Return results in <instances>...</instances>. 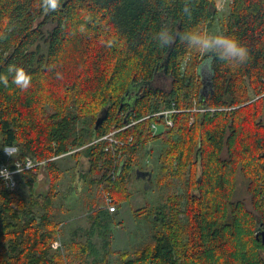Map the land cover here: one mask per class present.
<instances>
[{
	"label": "trees",
	"instance_id": "1",
	"mask_svg": "<svg viewBox=\"0 0 264 264\" xmlns=\"http://www.w3.org/2000/svg\"><path fill=\"white\" fill-rule=\"evenodd\" d=\"M40 3L0 0V74L9 76L8 87L0 83V164L13 166L4 148L20 146L16 159L43 161L49 180L47 194L36 196L42 165L17 175L18 182L30 175L28 204L17 187L9 190L0 179V264H113L109 239L100 259L91 237L96 227L108 228L104 221L112 213L104 203L86 241H66L63 251L53 247L62 235L54 213L53 157L84 146L75 152L86 157L82 173L110 194H121L137 175L135 157L153 135L151 124L160 121L165 129L154 138L168 135L161 168L185 185L189 215L169 216L167 205L160 206L155 218L162 228L152 245L134 252V261L126 259L128 252L118 253V264H264V240L257 237L264 230V0H230L225 35L246 46L249 58L242 64L214 60L207 93L197 71L201 53L178 39L159 47L153 36L164 26L173 33L211 27L218 0H190V18L183 13L185 0H59L58 10L49 12ZM65 48L71 61L60 73L56 63ZM9 65L31 76L27 90L12 83ZM164 78L171 79L169 91L156 85ZM194 100L208 109L188 112ZM173 107L181 111L171 115V129L165 116H151ZM104 108L108 114L97 129L87 118ZM115 130L124 144L113 150L102 137ZM152 166L145 168L153 173ZM238 169L249 179L254 211L233 200Z\"/></svg>",
	"mask_w": 264,
	"mask_h": 264
},
{
	"label": "rangeland",
	"instance_id": "2",
	"mask_svg": "<svg viewBox=\"0 0 264 264\" xmlns=\"http://www.w3.org/2000/svg\"><path fill=\"white\" fill-rule=\"evenodd\" d=\"M229 4L230 0H218L216 20L209 28L203 25L199 32L225 35L224 24L227 22L230 13ZM51 28L52 25L49 24L47 29L49 30ZM68 56H70V50L69 48H65L58 57L56 66L59 68L60 73H63L61 72V68L66 66V61L70 58ZM201 57L204 59L207 58L206 56H202V54ZM212 70L211 67L210 72L205 70L203 73H200L202 81L204 82L203 90L205 93H207L211 87ZM156 85L169 91L171 88V79L164 78L159 81V83H156ZM196 101L197 100H194V105L191 108L186 109L188 112L204 111L202 105ZM48 110L50 112L55 111L51 106L48 107ZM100 114L101 110L87 118L90 125L94 126L96 124L97 119L95 120L94 116L98 117ZM260 119L263 120L264 123V114ZM189 120L190 123L193 122L194 116L192 115L189 117ZM165 122L167 125L166 128L168 127V129L175 126L174 118L171 116L166 118ZM164 129L165 125L160 121L157 129L154 130L155 133L152 131V134H160ZM175 131L178 130L175 129ZM153 135L149 138L145 148L137 153L134 161V166L136 168H145L153 164L152 180L147 182V180L137 178L135 172H133L130 179L127 181V188L123 193L118 194L112 192L110 194L114 198L117 210L111 214V218L105 219L104 222L107 224L108 228L96 227V229H94V234L91 236L92 240L100 249V255L98 257L100 259L103 256L102 245L105 241V237L109 239L112 251L115 252V255L109 257V261L113 264L122 262L120 254L118 253L124 254L128 252V254H124V256L126 259H132L134 261V259L138 257L134 252L152 245L155 240L156 231L162 228L161 221L155 218L160 206L164 204L167 205L165 206V211L169 216L178 215L184 220L186 218L185 215H189L186 206L188 205V196L186 194V187H184L185 185L179 180L177 175H172L171 173L168 175L169 173L164 172L161 168L162 163L160 155L167 147L164 140L168 135H164V139L161 137L154 138ZM177 136L178 135L175 133L172 137L176 138ZM83 147L53 157L57 164V171L54 174L57 180L55 182L57 196L54 199V213L55 215H60L58 217L60 220L59 228L62 232L61 239L56 240L53 243V247L61 251L64 249V244L62 243L66 241L79 240L84 242L89 238L88 233L92 229L94 223L93 216L96 215V211L99 207L104 206V194L108 192L103 190L101 186L92 184L89 179L90 176L87 175L88 177L86 178V174L84 175L82 173L87 166L86 157L81 154L75 155V152ZM9 148L14 149L15 154L14 157H11L4 152L6 159H16L21 153L20 146H11ZM228 154L229 153L225 150L223 156L227 157L229 156ZM35 173H37V171ZM235 173L236 188L233 200L244 201L249 210L252 211L251 195L248 190L249 179L239 169ZM36 175L39 178L45 177V174L42 172ZM195 176L200 178L199 173L198 175L195 174ZM185 177L189 179L191 177L190 173H186ZM29 178L30 175L28 174L21 175L19 177L18 186L15 189L18 191V196L24 198L28 204L30 199V186L27 181ZM46 188H48V185L45 179H41L37 190L44 192ZM192 191H195V188L192 189ZM171 197L176 198V200L171 199ZM32 206L33 211L36 212L37 215L42 213V210L38 206ZM92 259L93 257H90V260Z\"/></svg>",
	"mask_w": 264,
	"mask_h": 264
},
{
	"label": "clouds",
	"instance_id": "3",
	"mask_svg": "<svg viewBox=\"0 0 264 264\" xmlns=\"http://www.w3.org/2000/svg\"><path fill=\"white\" fill-rule=\"evenodd\" d=\"M190 0H185L183 13L189 18L192 14V9L189 6ZM38 7L43 8L45 12L57 11L59 8V0H41ZM159 47H171L176 43L177 39L181 43H186L189 48L197 50L206 59L202 60L201 65L197 69L198 72L203 73L205 70L211 71L214 60H222L229 63H245L249 58V52L239 40L233 37L222 34H210L207 32L185 31L173 33L168 27L164 26L153 36ZM8 74L12 75V83H14L21 90H27L30 86L31 76L23 69L16 65H9ZM0 83L5 87L9 86V76L0 74ZM4 152L14 157L15 150L9 147L4 148ZM24 167H31L30 161H25ZM17 171H21L17 165ZM12 173L7 169L0 170V176L6 181H11Z\"/></svg>",
	"mask_w": 264,
	"mask_h": 264
},
{
	"label": "built area",
	"instance_id": "4",
	"mask_svg": "<svg viewBox=\"0 0 264 264\" xmlns=\"http://www.w3.org/2000/svg\"><path fill=\"white\" fill-rule=\"evenodd\" d=\"M204 110H207L208 108H204ZM181 111L180 109H177L175 107L171 108V109H166V110H162V111H158V112H155L153 114H151V116H159V115H162V116H165L166 118H168L169 116H171L174 112H179ZM150 117V116H148ZM146 118V117H145ZM143 119V118H142ZM137 121L139 120H134L132 121L131 123H129L127 126L131 125V124H134L136 123ZM126 127V126H125ZM158 127V123L156 122H153L151 124V129L152 131L156 130ZM118 131L120 130H115L107 135H105L104 137H102V139H107L108 141H110V147L113 149V150H116L118 145H123L124 144V141L121 140V139H118L115 135V133H117ZM155 132V131H154ZM133 137H130V140L132 139ZM120 157V155H119ZM30 161L31 163V167H24V164H25V161ZM120 160V159H119ZM43 163V161H38L37 159L35 158H32L30 156H26L24 159H15V161L13 162V166H10L9 163H6V162H3L0 164V170H3V169H7L10 173H12V178H11V181H6L2 176H0V179H1V184L9 189V190H13L17 187V175L21 172H24V171H27V170H30V169H33L34 167H37L39 165H41ZM122 162H118L117 163V169L114 168V170L112 171V176L111 178L113 180L116 179V176L119 175L120 173V170L122 168ZM17 165H19V167L21 168V171H17ZM103 188V186H102ZM106 192V191H104ZM104 201H105V207H107L108 211L110 213H114L116 212L117 210V205L114 203V198L110 195L109 192L105 193L104 194Z\"/></svg>",
	"mask_w": 264,
	"mask_h": 264
},
{
	"label": "water",
	"instance_id": "5",
	"mask_svg": "<svg viewBox=\"0 0 264 264\" xmlns=\"http://www.w3.org/2000/svg\"><path fill=\"white\" fill-rule=\"evenodd\" d=\"M107 114H108V108H104L102 110L101 114L99 115L97 121H96V128L97 129L102 125L103 121L107 117ZM41 165H42L41 172L43 174H45V177H43V178H39L38 177V180L35 183L34 189H35V195L36 196L39 195V194H41V193L47 194V192H48V188H46V190L44 192H40V191L37 190L41 179H45L47 185L49 184L48 172L45 170V163L43 162ZM136 173H137V175H136L137 178H141L143 180H147V182L153 176V173H152L151 169H149V168H144V169L139 168V169H137ZM260 234H261V236H262V238L264 240V230H260V233H257V237H260Z\"/></svg>",
	"mask_w": 264,
	"mask_h": 264
},
{
	"label": "crops",
	"instance_id": "6",
	"mask_svg": "<svg viewBox=\"0 0 264 264\" xmlns=\"http://www.w3.org/2000/svg\"><path fill=\"white\" fill-rule=\"evenodd\" d=\"M111 215V214H110Z\"/></svg>",
	"mask_w": 264,
	"mask_h": 264
}]
</instances>
